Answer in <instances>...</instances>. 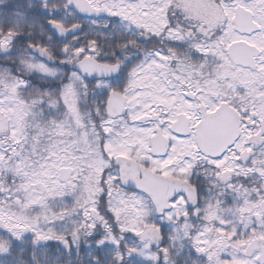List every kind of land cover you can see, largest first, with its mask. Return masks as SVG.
<instances>
[{
    "label": "snow or ice",
    "instance_id": "snow-or-ice-1",
    "mask_svg": "<svg viewBox=\"0 0 264 264\" xmlns=\"http://www.w3.org/2000/svg\"><path fill=\"white\" fill-rule=\"evenodd\" d=\"M0 264H264V0H0Z\"/></svg>",
    "mask_w": 264,
    "mask_h": 264
}]
</instances>
